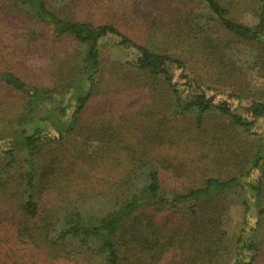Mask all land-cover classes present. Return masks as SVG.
I'll use <instances>...</instances> for the list:
<instances>
[{
  "label": "trees",
  "instance_id": "16d2710c",
  "mask_svg": "<svg viewBox=\"0 0 264 264\" xmlns=\"http://www.w3.org/2000/svg\"><path fill=\"white\" fill-rule=\"evenodd\" d=\"M112 3L0 0V264H264V0Z\"/></svg>",
  "mask_w": 264,
  "mask_h": 264
},
{
  "label": "rangeland",
  "instance_id": "374dc122",
  "mask_svg": "<svg viewBox=\"0 0 264 264\" xmlns=\"http://www.w3.org/2000/svg\"><path fill=\"white\" fill-rule=\"evenodd\" d=\"M101 3L107 4V6L112 8H115V6L112 3V0H94V5L98 7ZM95 8V7H93ZM98 8H95L96 10ZM91 17V16H90ZM102 17H104L102 20L109 19L105 13L93 15L91 18L95 21L101 22L100 20ZM113 20L116 18H112ZM241 20L247 21V17L245 15L241 16ZM1 35V31H0ZM137 40H140V38L135 37ZM1 42V41H0ZM102 47L106 49V53L117 61H125L126 59H130L133 55V51H130L129 49H118L113 42L112 39L108 38L105 39L102 42ZM188 71V70H187ZM190 75H195V73L192 71H189ZM198 75V74H197ZM236 82H243L242 86H238ZM209 84L215 86L222 92H233L237 89H243V93L246 97L252 98V99H263L264 100V73L258 74L256 71H250L247 74H245L243 79H233L223 77V79H215V81L210 80L208 82ZM1 93V92H0ZM257 129L261 133V135L264 137V118L259 119L257 123ZM242 207L238 204H230L228 206L227 214L223 218L222 227L226 231V233L229 236H235L238 232V230L241 227V221H242ZM30 248V247H29ZM23 245H17V246H11L9 255L10 261L12 264H43L42 260L39 258V256L34 253L31 248L29 249ZM31 250V251H30ZM174 254L170 255L171 258H174ZM6 257V258H7ZM93 264H101L99 260L96 261V259H93Z\"/></svg>",
  "mask_w": 264,
  "mask_h": 264
}]
</instances>
